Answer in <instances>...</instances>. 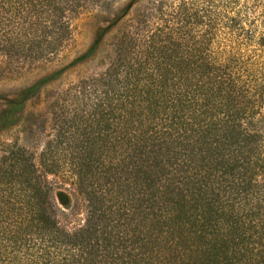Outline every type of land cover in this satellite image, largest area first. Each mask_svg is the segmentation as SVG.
<instances>
[{
	"label": "trees",
	"instance_id": "1",
	"mask_svg": "<svg viewBox=\"0 0 264 264\" xmlns=\"http://www.w3.org/2000/svg\"><path fill=\"white\" fill-rule=\"evenodd\" d=\"M104 1L0 0V50L50 60ZM140 1L42 170L1 144L0 264H264V0ZM60 174L87 203L72 232Z\"/></svg>",
	"mask_w": 264,
	"mask_h": 264
},
{
	"label": "rangeland",
	"instance_id": "2",
	"mask_svg": "<svg viewBox=\"0 0 264 264\" xmlns=\"http://www.w3.org/2000/svg\"><path fill=\"white\" fill-rule=\"evenodd\" d=\"M138 1L105 0L73 15L70 39L50 60L0 50V155L1 144L24 146L41 169L42 151L61 125L63 109L72 114L84 81L108 67L115 43L140 13ZM48 179L60 227L72 232L84 225L87 203L74 180L63 174Z\"/></svg>",
	"mask_w": 264,
	"mask_h": 264
}]
</instances>
